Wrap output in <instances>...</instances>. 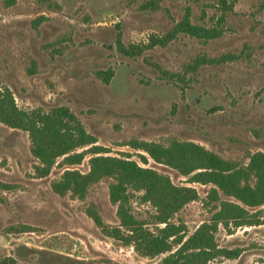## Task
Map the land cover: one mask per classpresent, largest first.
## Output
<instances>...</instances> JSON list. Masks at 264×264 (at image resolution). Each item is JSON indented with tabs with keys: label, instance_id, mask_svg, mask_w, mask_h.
<instances>
[{
	"label": "rangeland",
	"instance_id": "374dc122",
	"mask_svg": "<svg viewBox=\"0 0 264 264\" xmlns=\"http://www.w3.org/2000/svg\"><path fill=\"white\" fill-rule=\"evenodd\" d=\"M186 14L216 35L173 36ZM0 87L24 110L68 107L108 150L100 154L131 156L196 188L199 198L171 219L190 235L216 212L214 185L132 143L192 141L241 165L264 152V0H0ZM90 148L76 149L81 163L60 157L39 176L29 132L0 121V264H158L168 254L144 255L88 214L94 207L105 226L121 225L113 177L84 198L54 191L66 169L90 170ZM142 194L131 190V212L157 233L165 224ZM250 213L253 225L223 222L215 234L237 255L205 264H264V205Z\"/></svg>",
	"mask_w": 264,
	"mask_h": 264
},
{
	"label": "trees",
	"instance_id": "16d2710c",
	"mask_svg": "<svg viewBox=\"0 0 264 264\" xmlns=\"http://www.w3.org/2000/svg\"><path fill=\"white\" fill-rule=\"evenodd\" d=\"M180 32L200 38L216 35L209 28L193 24L189 14L176 24L172 35ZM158 41L165 45L168 40ZM0 121L29 132L32 152L40 161L37 166L39 176L48 175L60 157H64V164L81 163L86 152H76V149L91 145L89 152L95 155L90 158V170L66 169L61 179L53 183L54 191L62 195L72 192L84 198L92 184L105 177H113L115 181L110 185V199L118 205L121 225L105 226L94 207L88 208V214L109 236L135 243L144 255L168 252L158 264H205L218 255L235 257L237 254L232 250L219 248L216 243L219 224L226 222L228 225L233 221L237 226L253 225L258 220L252 217L257 214H251L250 209L264 205L263 151L252 153L249 162L241 165L192 141L173 140L168 146L154 141L132 143L133 147L144 150L157 162L170 165L184 175L193 173L191 181L214 185L208 195L220 203L212 220L187 235L183 233L182 226L173 224L171 219L186 204L199 198L197 189L176 185L169 175L143 167L131 156L100 154L108 150L97 144V138L85 129L68 107L59 106L48 112L24 110L17 105L9 88L0 87ZM131 190L143 192L141 200L156 208L157 222L165 224L157 233L145 228L144 222L131 212ZM220 192L234 199H223ZM174 245L177 246L175 250Z\"/></svg>",
	"mask_w": 264,
	"mask_h": 264
}]
</instances>
